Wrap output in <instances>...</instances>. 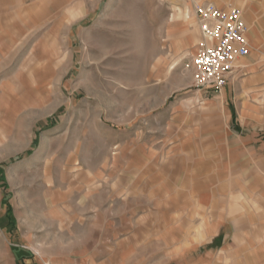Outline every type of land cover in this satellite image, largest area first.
Listing matches in <instances>:
<instances>
[{"label":"rangeland","instance_id":"obj_1","mask_svg":"<svg viewBox=\"0 0 264 264\" xmlns=\"http://www.w3.org/2000/svg\"><path fill=\"white\" fill-rule=\"evenodd\" d=\"M191 4L89 0L76 25L0 47V264L264 251V48L250 45L220 92L193 87Z\"/></svg>","mask_w":264,"mask_h":264},{"label":"crops","instance_id":"obj_2","mask_svg":"<svg viewBox=\"0 0 264 264\" xmlns=\"http://www.w3.org/2000/svg\"><path fill=\"white\" fill-rule=\"evenodd\" d=\"M88 1L89 0H0V47L15 45L18 39L24 37L25 32L31 34L36 28H48V26L70 27L76 25L81 18H85L87 15L86 9ZM238 3L241 4V8H237L241 9L244 22L248 27L246 38L248 39L249 46L264 48V0H238ZM227 7H233V5L231 3H226L220 6L221 9ZM191 41L193 42L194 40L191 39ZM208 192L209 191L205 193ZM218 192L220 194H222V192L224 193V188L220 187ZM242 193L245 196L249 194L253 200L255 199V193L258 192L257 190L254 192L252 189L249 191L247 189L242 191ZM258 196L259 194L256 195V197ZM222 197L223 196L217 197L215 193L212 195L210 193V196H206L205 203L207 206L209 205L211 210H222L219 206L224 200ZM242 207L245 208V205H242ZM204 209L206 208L204 207ZM245 239H251V237ZM29 255V253H25L24 258H30ZM251 256L252 258L249 256L250 259L264 258V251L257 250ZM250 259L246 258V263L244 262L243 264H250ZM57 263L58 262L55 264ZM255 264H264V259Z\"/></svg>","mask_w":264,"mask_h":264},{"label":"built area","instance_id":"obj_3","mask_svg":"<svg viewBox=\"0 0 264 264\" xmlns=\"http://www.w3.org/2000/svg\"><path fill=\"white\" fill-rule=\"evenodd\" d=\"M191 2L199 32L189 64L193 87L207 93L220 92L238 61L249 55L248 27L237 7L221 9L212 3Z\"/></svg>","mask_w":264,"mask_h":264},{"label":"bare ground","instance_id":"obj_4","mask_svg":"<svg viewBox=\"0 0 264 264\" xmlns=\"http://www.w3.org/2000/svg\"><path fill=\"white\" fill-rule=\"evenodd\" d=\"M195 47V46H194Z\"/></svg>","mask_w":264,"mask_h":264}]
</instances>
